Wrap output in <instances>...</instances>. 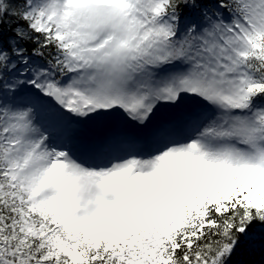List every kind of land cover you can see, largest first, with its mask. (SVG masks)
Instances as JSON below:
<instances>
[{"label":"snow or ice","instance_id":"1","mask_svg":"<svg viewBox=\"0 0 264 264\" xmlns=\"http://www.w3.org/2000/svg\"><path fill=\"white\" fill-rule=\"evenodd\" d=\"M257 234L264 0H0V264H233Z\"/></svg>","mask_w":264,"mask_h":264},{"label":"trees","instance_id":"2","mask_svg":"<svg viewBox=\"0 0 264 264\" xmlns=\"http://www.w3.org/2000/svg\"><path fill=\"white\" fill-rule=\"evenodd\" d=\"M262 260H264V252L261 251L258 234L253 250L244 246L238 249L237 254L233 256V264H261Z\"/></svg>","mask_w":264,"mask_h":264}]
</instances>
